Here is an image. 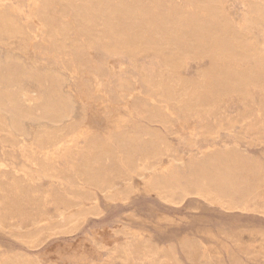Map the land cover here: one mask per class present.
Wrapping results in <instances>:
<instances>
[{
    "label": "rangeland",
    "instance_id": "1",
    "mask_svg": "<svg viewBox=\"0 0 264 264\" xmlns=\"http://www.w3.org/2000/svg\"><path fill=\"white\" fill-rule=\"evenodd\" d=\"M64 1L44 0L43 9L33 6L32 0L7 1L16 10L10 16L20 28L24 27V35L8 40L0 36V112L5 120L9 116L14 118L15 130L22 129L19 134L13 133L22 135L15 137L13 145L6 138L7 120V126L0 131V161L7 175L4 181L12 184L18 178L29 180L32 174L38 176L34 162L50 161L74 177L76 171L67 158L89 155L91 142L114 147V160L105 161L101 168L111 180L118 182L120 178L125 151L135 155L138 169L109 198L98 185L34 178L31 198L28 196V202L22 204V218L4 221L8 227L0 228V262L15 255L34 264H121L119 254L124 251L130 264H264V213L257 209L264 208V185L255 201V211L225 209L195 195L172 204L161 199L151 187V178L160 182L170 174L160 173L159 167L149 173L145 170L149 165L146 153L164 138L167 143L161 166H168L169 156L185 162V169L177 163L173 172L175 178L186 179L188 187L194 180L192 175L209 158L225 154H234L251 169L248 177L241 176L243 183L234 185L236 194H244L252 187L255 176L264 171V91L251 86L245 95H227L211 109L191 116L177 94L166 93V98H158L148 82L161 80L168 84L182 80L193 84L203 76L210 75L208 78L213 80L215 72L224 67L254 72L259 67L252 60L210 63L200 51L185 56L182 67L172 73L155 53L140 56L119 51L123 42L182 44L193 39L210 46V41L202 38L201 30L217 26L218 16L213 11L221 9L235 33L239 22L245 24L251 45L264 54V19L255 11L264 10V0H220L212 4L214 10L208 9L213 0ZM100 5L104 12L98 8ZM53 26L58 32L51 29L54 32L49 34ZM63 30L65 33L59 34ZM62 46L64 49L58 50ZM109 47L112 53L108 52ZM47 104L52 105L49 108ZM41 130L48 135L55 131L62 140L41 148L34 139L38 133L44 134ZM82 132L85 138L76 139ZM6 192L4 186L0 190V212L5 206ZM82 192L91 193L92 199H83ZM50 194L62 197L56 208V197ZM59 212H63L64 221L55 224V229L52 224ZM20 224L27 228L32 225L31 230L41 229L40 235L28 237L35 240L34 244L21 241L22 231L15 227ZM139 239L152 244L153 251L135 252L134 244ZM185 243L195 249L193 258L183 250ZM164 249H171V259L163 255Z\"/></svg>",
    "mask_w": 264,
    "mask_h": 264
},
{
    "label": "bare ground",
    "instance_id": "2",
    "mask_svg": "<svg viewBox=\"0 0 264 264\" xmlns=\"http://www.w3.org/2000/svg\"><path fill=\"white\" fill-rule=\"evenodd\" d=\"M7 1L8 0H0V36L6 37V39L12 38L13 36H15V37L16 36H23L24 30H22V29L24 27L20 28L19 25L17 24L18 22H16L10 16V14H12V12H16V10H14L12 8L13 6L11 7L10 4H7ZM32 1H33V6L40 7L41 9H43L42 7L46 3V2L44 3V0H32ZM62 1H64V0H62ZM68 1H71V0H68ZM72 1H74V0H72ZM219 1L220 0H213L211 3H209L208 9L214 10V9H211L212 4L214 2L219 3ZM247 1H249V0H247ZM50 2L53 3L52 1H50ZM64 3H65V1H64ZM85 3H87V2H85ZM97 3H100V2H97ZM70 4H71V2H70ZM70 4H67V5H70ZM46 5H49V4H46ZM64 5L65 4H63V6ZM102 6L100 5V6H98V8H100L101 11L104 12V8ZM68 7H70V6H68ZM214 7H217V6H214ZM55 8H57V7H55ZM62 8H64V7H62ZM44 9H46V8H44ZM255 11H256V15L259 18L264 19V10H259L256 8ZM213 12L216 16H218L219 21H218L217 26L213 29L204 28L201 30L202 38H204V39L207 38L206 40L210 41L209 42L210 46L206 47L203 43H200L199 41H192L193 39L190 42L182 43V44L175 43V42H168V43H156V42L142 43L141 42L140 44H138V43L127 44V42H125L126 44H124V42H123L122 46L119 45V46H121L120 50H119L120 52L121 51L122 52H128L131 54L135 53V55H136V53L138 55H140V54H144L145 52L146 53L152 52V53L157 54L164 61L166 69L172 73H177L178 68L182 67V64L180 65V63L184 62V61L183 62H181V61L185 56H187L190 53L194 52V54H195V53L200 52V51L204 53L205 58L208 57L210 59V63H212V62L218 63V61H220V60L224 61V59H235V60L239 59L241 61L246 60V62H247V60H252L259 67V71H257V72H254L251 69L241 71L237 67H235V68L234 67H227V68L224 67L223 70L218 69V71L215 72L213 80H210V78H208L210 75L208 77L203 76V77H201V79L199 78L200 80L197 79V80H199L198 82L193 83V84L189 81H182V80L178 81V82L174 81V83L168 82V84L165 81L166 85H165V83L162 84L161 80H160L161 83L157 82V81L156 82L155 81L150 82V83L148 82L149 87L155 92V94L158 98H160V97L162 99H164V97L166 98V93L177 94L179 96L178 101L184 105L185 108L184 107L183 108L186 109V111L188 113H190V115L192 113H196L198 111H204V109H209L210 107L216 105L217 103H220L222 101V99H224L223 97H226L227 95H232V94L243 95L244 93L247 92L248 88L251 86L257 87V88L264 91V54L262 52H260L259 49L256 50L255 47H253L251 45L250 40L248 38V33L246 31L245 24L239 22L237 25L238 26V33H235L231 28L232 22L224 15V13L221 9H216V11H213ZM62 27L65 28L64 25ZM62 27H60V28H62ZM55 28H54V26H53V28L50 27L49 34L53 33L54 31L51 32V29L53 30ZM64 28H62V29H64ZM27 29H28V27H27ZM57 29H58V26H57ZM25 30H26V28H25ZM27 31L28 30H26L25 32H27ZM66 31H67V29H66ZM55 32H58V31L55 29ZM61 33H65V31L64 30H63V32L60 31L59 34H61ZM28 35H30V34L28 33ZM62 35H64V34H62ZM25 36H27V34ZM51 36H52V34H51ZM64 36H66V35H64ZM53 38H50V39H52V41H53ZM103 38H104V35H103ZM2 39L0 38V40H2ZM28 39H29V36H28ZM96 39H98V37ZM15 40H16V38H15ZM22 40H20V41H22ZM65 40H64V42H65ZM107 40H109V39H107ZM204 41H202V42H204ZM9 42H12V41L9 40ZM64 42L59 41V43H61V44L63 43L62 45H64ZM87 42H85V43H87ZM228 43H231V44L228 45ZM61 44H59V45H61ZM92 44L94 45L93 41H92ZM13 46L14 45L12 44V47ZM229 46H232V47H229ZM57 47H58V45H57ZM88 47H90V46H88ZM113 47H115V45ZM116 48H117V46H116ZM62 49H64L63 46L61 49H58V50L62 51ZM108 49H109L108 52H111V53L113 52V50H111L110 47ZM114 52H116V50ZM0 63H3V62H0ZM217 65L215 67H217ZM218 68H220V67H218ZM43 75H41V77ZM211 76H212V74H211ZM14 77L12 78L13 82L15 81ZM16 78H18V77H16ZM50 78H52V77H50ZM10 79L11 78H9V81L11 84ZM149 79H150V77H149ZM52 80L54 82H57L54 80V78H52ZM16 82L17 81H15V83ZM38 83H40V82H38ZM56 90L57 89H55V91ZM25 93L23 92L24 95H25ZM68 94H67V96L69 97ZM168 95H167V98L169 99ZM171 95H169V96L171 97ZM64 96L62 95V97H64ZM86 97H89V96L87 95ZM6 98H8V97H6ZM10 99H11V97H10ZM50 99H52V98H50ZM67 101H68V99H67ZM49 102H51V101H49ZM61 102H62V100H61ZM69 102H67V104H69ZM25 104H26V102H25ZM50 105H52V104H50ZM50 105H48L47 107H49ZM32 107H33V104H32ZM51 108H52V106H51ZM25 109H26V107H25ZM65 110L66 109H64V111ZM62 112H63V110H62ZM44 113L46 114V112H44ZM51 113H53V112H51ZM53 114H55V113H53ZM53 114H52V116H53ZM65 116H67V115H65ZM38 117H40V116H38ZM26 118H27V116H26ZM13 119L14 118H12V116H9V118L6 119L8 121L7 124H9V127H8L9 132H8L6 138L9 141L10 145L14 144L13 141L15 140V137L22 136V135H13V133H15V132H17L18 134L22 132L21 128L15 130L14 125H13V122H14ZM53 119H55V118H53ZM6 120H5V117L2 115V113L0 112V131H2L4 129L3 128L4 125L7 126ZM15 120H16V117H15ZM5 128L7 129V127H5ZM40 133H38L39 136L37 135L38 137H36L34 139H35V142L37 143V145L41 148L44 147L49 142L54 144V143H57L60 140H62V139L59 140V137H60L59 135L54 134L55 131L53 134L50 133L51 135H48L49 132H48V134L45 132L47 135H45L44 132H43L44 134L41 133L42 135H40ZM84 138H85L84 132L79 133L78 136L76 137V139H78V140L84 139ZM104 138H106V137H104ZM150 138H152V137L150 136ZM139 139H140V137H139ZM130 140H132V139H130ZM166 143H167V141L165 142V139L161 138V142H158L156 145H154L153 148L150 149L148 152L146 151L147 152L146 157H147V160L149 161V165L145 169V170H147V172L148 171L152 172L157 167H159V168H161L160 173L164 174V172H168L170 174V175H168L169 177L163 176V179L160 182H154L151 178V187L153 190H155V192L158 194V196L161 199H163L164 201H166L168 203L179 204V203H181V201L185 197H187L189 195H195L197 197L204 199L205 201H207L209 203L219 204L221 207H223L225 209L231 210V209H236V208H242L243 210L255 211V201L259 197V191L261 190L260 188L264 185V171L255 176V180L253 182L252 187L248 188L244 194H236L234 185L238 184V183H240V184L243 183L241 176L245 175L248 177L251 169L249 167L245 166V164L243 162L239 161L235 157L234 154H233L234 156L232 154L214 155L213 157H211L207 160L205 165L202 166L203 167L202 169H197L198 170L197 173L192 175V178H194V180L192 182V185L190 187H188L186 185V183H187L186 179L182 178L181 176H179L178 178H175V173L173 172L174 171L173 167L177 163H180L181 167L185 169V167L187 166V164H184L185 162L183 163L181 160H178L174 156H169L168 157V166H161L160 160H161V158H163V155L165 153L163 151H164V148L166 147ZM89 150H91L89 155H86V156L81 155V157L78 159H75L74 157H72L73 155L70 157L68 156L69 158H67V159H68L69 164L76 171V173H75L76 175L74 177H69L66 171H61L59 168H57L55 166V163H53V161L52 162L51 161L50 162H44V163L43 162H34V165H36V167L38 168L37 173H36V174H38V176H34L33 174L31 176H29L27 174L30 177L29 180L28 179L22 180L21 178H18V179H15L12 184H8L4 181L7 178V175L4 173L5 171L3 170V167H2V161H0V180L2 179L0 181V190L3 191L4 186H6V188H7L5 206L2 209V211L0 212V228H4L5 226L8 227V224L7 225L3 224L4 221L8 222L10 220H14V219H17V218L22 216V204L25 201L28 202L29 198H31L30 195L33 192V189H32V183L33 182L32 181L34 180V178H37L39 180H41L43 178H46V179L47 178H49V179L58 178L62 181L69 179L71 184H78V185L85 184L89 187H95L96 185H98V186H100V192L105 197L109 198V197H111L110 195L114 191H117L122 185H124L125 183H128L129 176L131 174L137 172L136 169H138V168H137V164H136L137 160H136L135 155H129L125 151L123 153L122 159H121L123 169L121 168L122 170L120 172V178H119L118 182L116 180L115 181L111 180L110 178L105 176V174L101 171L102 170L101 168H102L105 161H113L114 160V155L116 153V152H114L115 151L114 147H112L111 145L106 144L104 142H97V143L91 142L89 144ZM131 151H133V150H131ZM136 153L137 152L135 151V154ZM34 160L36 161V159H34ZM30 162L33 163V159H30ZM255 166H257V168L259 167L257 164ZM22 169H23V167H22ZM120 179H121V181H120ZM158 180H160V179H158ZM62 181H60V182H62ZM46 194H49V192ZM55 194H50V195L55 198L56 197ZM28 196H29V198H28ZM80 196L86 200L92 199V194L89 192H82L80 194ZM120 198H125V197L120 196ZM45 201H47V200H45ZM53 203H54V207L56 208L57 204L59 205V203L60 204L62 203V197H56L55 200L53 201ZM257 209L262 210L261 212L264 213V208L263 209L257 208ZM29 215H31V214H29ZM63 217H64L63 212H59L57 215V218H56L55 222L52 224V226L53 225L55 226V224H58V223H62V221H64V220L61 221V219ZM21 224L15 226L17 228L16 231L17 230L22 231L21 241L26 243V244L27 243L34 244L35 240L33 238L29 240L28 237H34V236L40 235L41 229H38V231H36L34 229L31 230L30 227L32 225L29 226V228H27L26 226H23ZM57 227L58 226H55L53 228L56 229ZM25 228H27L28 230H25ZM188 245H189L188 243H185L182 245V248L186 253H188L190 255L191 258H193L195 255V249L190 248ZM134 250H135V252L142 254L143 252L148 251V250L153 251V246L148 241H146L144 239H139L134 244ZM162 253L168 259H171L173 256V252L171 251V249H164L162 251ZM229 255H231V254H229ZM119 259L121 260V264H130L129 260L127 259V255L124 253V251L120 252ZM0 264H34V263L25 257H18L15 255H10V256L4 257L1 260Z\"/></svg>",
    "mask_w": 264,
    "mask_h": 264
}]
</instances>
